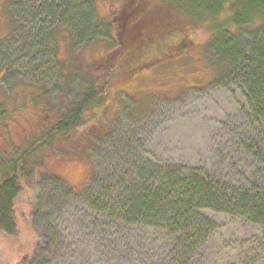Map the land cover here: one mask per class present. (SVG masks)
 <instances>
[{
    "label": "rangeland",
    "instance_id": "374dc122",
    "mask_svg": "<svg viewBox=\"0 0 264 264\" xmlns=\"http://www.w3.org/2000/svg\"><path fill=\"white\" fill-rule=\"evenodd\" d=\"M62 1L0 0V19L6 11L14 18L19 13L15 20L20 21L22 32L34 33L29 34L20 53L19 38L3 40L6 50L0 51V65L5 55L14 59L8 66V80L0 81L2 97H12L11 88L44 83L49 90L58 86V95L53 91L48 95L53 107L79 100L88 82L83 79L84 69L75 66L84 65L88 72L92 71L96 60L113 48L108 42L112 38L106 33L84 45L70 27L72 35L59 36L62 41L55 46L51 32L63 30L68 18L46 13V2L61 6ZM73 1L81 6L82 0ZM87 1L93 3L106 22L105 17H111L110 12L116 10L118 3ZM5 3L9 10H5ZM127 8V15L136 11V7ZM152 8L155 9L154 3ZM6 31L9 28L0 27V33ZM40 31L50 34L49 45L32 47L40 41ZM114 33L113 28L111 35ZM127 33L119 38L132 43L134 33L128 29ZM207 34L206 28L198 29L195 41H206ZM247 37L244 34L242 39L247 41ZM202 45L176 60L143 70L136 93L128 90L134 76L130 75L127 83H122L123 78L115 79L104 99H109L110 106H117L113 115L111 111L106 117L112 121L106 131L109 134L103 138L88 140L74 135L66 142L58 139L46 153L41 152L46 155L44 165L39 164L28 181L21 179L23 190L16 202L18 234L0 236V264H18L25 257L23 264H171L176 244L172 232L163 225L116 217L102 205L93 206L90 198L96 193L105 194L107 187L112 186L107 200H116L123 186L136 179L139 169L135 164L146 168L143 177L151 182L160 183L168 177L170 168H183L184 172L198 169L207 179L264 192V126L254 117L242 83L236 79L211 83L213 58ZM54 46L58 57L66 61L60 66L64 72L52 66V58L48 63V50ZM42 50L47 54H42ZM163 54L155 49L147 56ZM14 55L22 57L15 59ZM33 114L34 111L26 112V116ZM21 117V111L11 109L5 121L14 124ZM41 117L42 121L49 118L43 114ZM30 131L25 124L11 125L7 133L14 141H21L24 133ZM59 178L67 185L61 184ZM75 186H82L81 190L71 188ZM202 213L216 223L193 252L187 253L188 264H264V235L258 224L241 214L209 208Z\"/></svg>",
    "mask_w": 264,
    "mask_h": 264
},
{
    "label": "trees",
    "instance_id": "16d2710c",
    "mask_svg": "<svg viewBox=\"0 0 264 264\" xmlns=\"http://www.w3.org/2000/svg\"><path fill=\"white\" fill-rule=\"evenodd\" d=\"M150 1H153L155 9ZM117 2L116 10L110 12L111 20L108 16L105 17L107 22L98 15L93 3L90 4L87 0H82L81 6H76L73 0H63L61 6L46 2V13L50 15L55 12L68 18L66 27L61 28L63 30L53 29L51 32L55 46L58 41H62L59 36L71 33L69 27L77 31L84 45L104 33L112 38L108 42L113 48L96 60L92 71L88 72L84 65L78 68L75 66L76 69H84L83 79L88 82L79 100L53 107L48 95L52 91L59 94L57 84L52 86V90L47 89L44 83H27L14 90L10 86L13 98L7 95L2 97L4 92L0 90V236L18 234L16 202L23 190L21 179L28 181L34 176L38 165H44L46 155L41 152L46 153V149L53 147L58 139L66 142L75 135L92 140L109 134L107 130L112 120H106V117L111 111L113 115L117 105L110 106L109 99L104 98L110 93L111 83L118 77L123 78L122 83H127L126 79L130 80L129 76H134L135 79L128 86L131 89L128 90L129 93H136L138 90H134L138 88L143 70L183 57L204 43L202 47L208 49L213 58L214 74L211 83L231 82V79L242 83L254 117L264 126V0ZM128 6L130 9L136 7V11H130L131 15H127ZM4 8L9 10L8 4L5 3ZM15 18L6 11L5 16L0 19V27L3 30L9 28L6 33L1 32L0 51L6 50L5 42L19 38L20 47L16 50L17 53L22 52L31 37L29 34H34L32 31L22 32L20 21L17 23ZM113 28L115 33L112 36ZM200 28H206L209 33L206 41H195V32ZM127 29L134 33L132 43L119 38L127 33ZM244 34L248 35L247 41L242 39ZM100 36L96 39L102 38ZM38 37L40 41L32 47L46 46V43L49 45V33L40 31ZM55 46L48 50L49 58L46 59L49 63L52 58V66L56 65L60 68L59 72H64L60 66L66 61L63 62L58 57ZM155 49L164 52L163 57L147 56L148 52ZM42 54L47 53L42 50ZM22 56H15V59ZM13 59L6 55L3 58L0 81L8 78V66ZM31 59L35 60L36 57ZM47 60L43 59L42 62L46 63ZM36 69L38 70V66H35ZM11 109L22 112L21 119L14 120V124L5 121L7 111ZM27 111H34V114L26 116ZM42 114L49 118L42 121ZM23 124L31 128V133H24L21 141H14L11 133L7 132L11 125L20 127ZM135 167L140 171L137 170L139 173L135 175L136 179L123 186L116 200H107V193L112 186L107 187L105 194L96 193L90 198L93 206L102 205L106 210L113 211L116 217L126 221L163 225L172 232L176 244L172 249L171 264H188L190 256L186 257L187 253L190 255L193 252L199 240L216 223L202 213L205 208L241 214L258 224L264 235V192L254 191L250 187L233 188L207 179L198 169L184 172L183 168H170L168 177L159 180L160 183L151 182L149 178L145 180L143 177L146 168L139 164H135ZM58 180L67 185L62 179ZM81 187L71 188L81 190ZM103 199L106 202H102ZM26 259L27 257L22 258L18 264H23Z\"/></svg>",
    "mask_w": 264,
    "mask_h": 264
}]
</instances>
